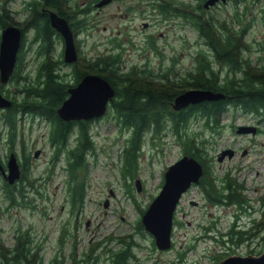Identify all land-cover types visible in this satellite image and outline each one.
<instances>
[{"label":"rangeland","instance_id":"1","mask_svg":"<svg viewBox=\"0 0 264 264\" xmlns=\"http://www.w3.org/2000/svg\"><path fill=\"white\" fill-rule=\"evenodd\" d=\"M185 1L190 4L188 11L190 6L197 4V0ZM119 5L120 3H113L96 14L99 18L96 31L102 37L111 31L115 34L123 26L122 22L128 21L129 17L123 15ZM245 5L247 9L242 14V20L250 22L244 34V41L249 44L245 53L253 62H257L255 60L262 52L259 49L260 42L264 41V0H228L205 10L208 14L229 23L234 21L236 24L235 12L242 13ZM178 20L175 16L168 20L169 23L147 29V32L156 29L157 36L158 31L165 33L158 38L159 46L165 43L164 58L158 55L149 57L151 65H169L170 56H176L175 67L182 72L192 66L196 50L205 48L202 38H199L197 30L190 22L181 24ZM140 21L139 17L135 18L133 27L136 28H131L132 36L137 39L144 32L141 31ZM103 25L107 28L104 29ZM89 43L90 39L87 44H82L83 50L88 54L89 49L86 50L85 47ZM124 59L128 64H142L146 61L143 57ZM15 90L16 86L9 84L4 92L10 96ZM232 109L229 107L223 113V125L218 130L205 126L202 117L191 120L189 125L198 136L206 140L204 148L212 173L222 176L228 171L238 180H242L243 193L248 204L258 208L260 201L264 200V119L256 122L253 115L241 112L234 117ZM3 110L4 108L0 109V112ZM254 121L262 130L259 134L237 133L234 130V124ZM164 123L157 132L149 130L145 134L138 148L133 176L123 177L120 168L124 166L122 159L129 130L116 121L110 110L90 122L95 151L86 157V197L81 210L76 212L69 210V203L64 199L67 195L66 175L62 167L64 159L61 157L53 167L50 164L52 148L48 144L47 121L25 116L20 120L13 151L21 153L19 148L24 144L25 149L30 152L28 175L40 193H36L25 181L23 184L28 194V204H14L6 209L7 200L0 178V241L9 246L13 243L17 227L21 230L27 229L33 242L41 244L43 264H55L52 261L55 257L58 260L63 257V264H69L72 252L77 257L84 258L83 264H111L110 253L104 248H118L120 237H131L133 240L132 255L126 264H218L220 259L231 254H259L258 250H263L264 245L262 246L257 236L242 240L238 244L226 243L227 228L234 220L233 212L237 206L211 204L203 196L200 186L196 185L178 201L173 221L172 245L169 249H158L152 242V234L144 227L143 230L135 231L140 222L139 208L151 202L161 188L164 171L183 154L172 124L170 121ZM2 132L0 158L4 159V148L8 147V140L4 135V128ZM70 137L73 144L75 131ZM228 147L237 148V154L225 156L218 161L217 153ZM36 150L39 153L34 156ZM136 179L141 180L140 190H137ZM106 198L107 205H104ZM237 222L244 229L252 224L248 216L240 217ZM220 255L222 257L217 260Z\"/></svg>","mask_w":264,"mask_h":264},{"label":"trees","instance_id":"2","mask_svg":"<svg viewBox=\"0 0 264 264\" xmlns=\"http://www.w3.org/2000/svg\"><path fill=\"white\" fill-rule=\"evenodd\" d=\"M43 2L65 5V0ZM246 9L247 5L244 6L242 13L235 12L236 24L234 21L229 23L211 13L208 14L201 3L190 6L189 11L186 9L183 13L197 30L205 48L196 50L192 66L185 75L180 74L176 79L169 78L167 73L155 78L143 68L140 71L132 69L128 73L120 72L117 58L113 56L100 57L92 61L79 57L71 63L70 73L61 71L57 69L58 60L48 53L51 30L46 21L43 25V35L47 38L44 47L45 57L40 60L34 74L22 75L19 69L15 70L16 90L10 95L11 105L0 112V138L4 128L8 149L14 150L20 120L25 116L45 119L48 124V139L53 144L51 165L55 166L61 157L64 159L62 167L66 175L65 189L69 210L80 211L87 190L86 157L95 151V142L90 130L92 119L63 120L58 116L56 109L67 97L69 86L74 85L86 73H97L106 78L115 90L107 110L114 114L121 126L129 130L122 159L124 166L120 168L123 177L133 176L138 148L145 134L149 130L157 132L164 126V121H170L183 154L193 155L203 166L198 186L205 199L211 204L246 208L248 200L243 193V183L228 171L222 176L212 173L210 160L204 148L206 140L198 136L189 125L191 120L202 117L205 126L218 130L223 125L221 122L223 113L231 104L239 105L245 111H264V41L260 42L259 49L262 52L255 60L257 62H253L245 53L249 44L244 41V34L250 26V22L242 20V14H245ZM174 12L178 13L175 9ZM262 12L264 19V8ZM80 62L82 63L79 64ZM2 87L0 85L1 92ZM190 87L209 88L225 95L217 100H203L174 109L172 107L174 97ZM73 131L74 143L68 146L67 140ZM19 149L24 171L18 182L2 183L4 197L7 200L6 209L14 204H28V194L22 179L26 180L36 193H40L28 175L27 161L30 152L25 149L24 144H21ZM140 211L142 212V208ZM236 223V220L232 221L227 228L226 243L238 244L242 240L257 236L262 246L264 245V219L260 224L252 223L253 225L247 229H237ZM137 228L143 230V224L139 222ZM119 241L120 245L116 249L104 248L110 253L109 257L113 261L111 264H126L131 258L133 245L131 237H120ZM33 247L29 231L20 228L15 233L11 245L7 246L0 241V264H43L42 256L37 257L36 252L32 250ZM261 251L262 249H259L257 253ZM221 257L217 256L216 259ZM70 258L69 264H83L84 258L77 257L73 252ZM52 261H55V264H63V257L59 260L55 257Z\"/></svg>","mask_w":264,"mask_h":264},{"label":"flooded vegetation","instance_id":"3","mask_svg":"<svg viewBox=\"0 0 264 264\" xmlns=\"http://www.w3.org/2000/svg\"><path fill=\"white\" fill-rule=\"evenodd\" d=\"M100 1L101 0H82L81 2H77V0H65V5L62 6L59 3L47 4L43 2V0H0V37L2 30L7 26H14L20 31L19 45L16 51L15 65L13 71L6 83L0 82V85L3 86L2 93L7 96L8 94L4 92L7 89V86L9 84L15 85L16 82L14 78V72L16 69H19L22 75L29 73L34 74L40 60L45 57L44 47L47 43V38H45L43 35V25L46 24V21L51 30L48 53L51 57L58 60L57 69L65 71L66 73L71 72L70 68L72 62L65 61V37L60 31V29H58L55 25L52 24V13L66 20L67 25L72 33L77 58L80 57L81 59L85 58L92 61L100 57L113 56L117 58V67L120 72L125 71L126 73H128L132 69L140 71L143 68L147 73H149V75L154 76L155 78L162 77L164 73H167L169 75V78L175 79L179 78L180 74L185 75L188 69L179 72L175 67L174 61L176 60V56H170L171 63L169 65H151L150 60H148L149 57L158 55L161 56V58H164L163 50L165 47V43L159 46L158 38L164 36L165 33L163 31H158L157 36V34H155L156 29L148 32L147 29L151 26H162L166 24L168 20L173 19V17L175 16L176 19H179L178 21L181 24L184 22H189L187 17L185 16V13H183L186 12V9H188L190 5L189 1L186 2L185 0H129L127 2V0H107L104 3H100ZM204 1L205 0H197V4L201 3L204 9L214 7L215 5H218L220 3V1H217V3H215L214 5L204 7ZM113 3H120L119 8L123 10V15H127L129 19L127 22H122L123 26L121 28H118L115 34L111 31L110 34L102 37L99 31H96V29H98L97 24L99 19L96 17V14H98L101 9L108 7ZM174 9L177 10L178 13H175ZM115 12L116 11H114V13ZM137 17L141 19V31L144 30L143 35L139 39L135 38L131 34V28H136L135 26L133 27V20ZM103 28L105 29L107 27L103 25ZM89 39L90 43L87 47H85L86 50L89 49L88 54L83 50L84 48L82 44H87ZM131 57H143L146 61H143L142 64L137 62H132L128 64L124 58L129 59ZM81 63L82 62H80L79 64ZM7 97L10 98V96ZM230 107L233 108L232 111L234 117L237 115V113L241 112L253 115L256 122H261L264 119V111H245L241 106L236 104H231ZM255 121L254 123H243L256 127V131L250 132L252 135H256L262 132L260 126L258 125V123H255ZM238 125L239 124H234V130H236ZM71 133L72 132H70L69 139L67 140L68 146L72 145V138L70 137ZM48 144L53 150V144L50 142L49 139ZM6 145H8V142L6 143ZM4 149L5 157L4 159L0 158V178L2 180V183H4V181L7 182L4 177L3 171H7V159L10 153L14 152L20 167V177L14 182L16 183L21 179L24 171L22 155L19 152L9 150L7 146ZM245 152L246 151L244 149L243 153ZM236 154L237 148H234L232 156H235ZM28 163L29 158L27 161V165H29ZM22 180L24 182L26 181L24 179ZM239 181L242 182V180ZM162 183L163 175L160 186L162 185ZM198 184L199 181L198 183H192L190 187H188L187 190L182 193V195L188 192L193 185L198 186ZM64 199H67L68 202L67 195ZM106 199L108 201V198ZM248 203L245 204L246 208H243V206H237V208L233 212L234 219L237 222L238 218L240 219V217L248 216L251 220L250 223L260 224L261 221L264 219V200L262 199L260 201L261 205L258 206V208H255L252 204L250 205ZM194 204H196V201H194ZM147 206L148 205L143 207L142 212L139 213L140 218ZM236 215L238 216L236 217ZM235 227L237 229H244L243 226L237 223L235 224ZM19 229L20 227H17L15 231L17 232ZM135 231H140V229L135 227ZM31 244L32 246H34L32 250L36 252L35 255L37 257H41V244L39 242H33L32 237ZM109 260L111 263L113 262L110 257Z\"/></svg>","mask_w":264,"mask_h":264},{"label":"water","instance_id":"4","mask_svg":"<svg viewBox=\"0 0 264 264\" xmlns=\"http://www.w3.org/2000/svg\"><path fill=\"white\" fill-rule=\"evenodd\" d=\"M107 0H101L104 3ZM220 1L205 0L204 7H209ZM52 24L63 33L65 37V61L77 60V53L73 43L72 33L64 18L52 13ZM20 31L14 26H7L1 32L0 37V82L6 83L15 65V56L19 45ZM68 95L57 107L56 112L63 120H89L104 115L108 103L113 98L115 90L110 82L103 76L95 73H86L72 86L67 88ZM225 94L209 88L190 87L178 93L172 102L174 109H180L190 103H198L203 100H217ZM11 99L0 91V108L11 105ZM256 131V127L248 124H240L236 128L237 133ZM39 150L34 152L37 156ZM233 149L228 147L217 153V160L221 161L225 156L231 157ZM7 171L4 177L9 184L14 183L20 177V167L14 152H11L7 162ZM1 169V165H0ZM203 173V166L193 155L182 154L174 162L170 163L163 173V183L159 192L148 204L142 213L140 221L144 229L152 234L154 244L160 250H166L172 245V229L174 213L178 201L183 192L192 183H198ZM137 190H140V180L135 181ZM104 205H107L105 200ZM218 264H264V249L259 254H231L222 258Z\"/></svg>","mask_w":264,"mask_h":264}]
</instances>
